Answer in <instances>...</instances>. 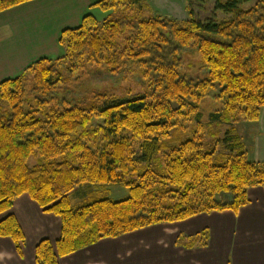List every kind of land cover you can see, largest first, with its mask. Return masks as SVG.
I'll use <instances>...</instances> for the list:
<instances>
[{"label":"trees","instance_id":"obj_1","mask_svg":"<svg viewBox=\"0 0 264 264\" xmlns=\"http://www.w3.org/2000/svg\"><path fill=\"white\" fill-rule=\"evenodd\" d=\"M28 1L0 0V11ZM252 1L214 0L228 19L180 23L145 15L143 0H96L91 6L109 15L87 13L64 29L62 56L40 58L0 81V213L27 194L61 221L55 241L36 244L35 264H59L103 238L150 225L237 213L249 203L248 188H264V162L248 159L232 127L238 119L256 120L264 107V0L246 8ZM190 45L206 70L199 80L183 78L176 63L178 50ZM166 48L171 63L162 57ZM85 58L112 72L135 65L143 91H95L82 103L57 106L55 85L63 77L56 66ZM212 88L224 106L204 123L199 104ZM181 122L196 128L188 131ZM225 124L230 129L220 138ZM206 128L210 139H204ZM86 184H119L127 195L113 200L105 190L74 208L69 196ZM0 237H9L21 255L25 235L12 213L0 220ZM198 238L207 240V233Z\"/></svg>","mask_w":264,"mask_h":264},{"label":"crops","instance_id":"obj_2","mask_svg":"<svg viewBox=\"0 0 264 264\" xmlns=\"http://www.w3.org/2000/svg\"><path fill=\"white\" fill-rule=\"evenodd\" d=\"M95 1L32 0L0 11V81L40 58L58 57L64 29L78 26L87 13L103 14L91 6ZM242 137L248 159L264 162V107ZM247 196L249 203L237 213H201L103 238L59 258V264H264V189L251 187ZM7 213L17 218L25 243L19 255L9 237H0V264H35L36 243L59 236V218L43 212L27 194L0 213V220ZM203 231L207 240L198 238Z\"/></svg>","mask_w":264,"mask_h":264},{"label":"rangeland","instance_id":"obj_3","mask_svg":"<svg viewBox=\"0 0 264 264\" xmlns=\"http://www.w3.org/2000/svg\"><path fill=\"white\" fill-rule=\"evenodd\" d=\"M143 2L146 5L144 9L145 15L164 16L174 19L180 23H183L191 18L199 21L211 19L217 22L229 18V15L214 9V0H207L203 3L196 1L188 3L186 0H143ZM255 2H257V0L248 3L245 7H252ZM99 11L103 14L97 15L98 19H104L110 13V11ZM62 55L63 49L60 48L58 57ZM162 57H164L165 62L168 63L175 60V58H172L171 50L169 48H166V50L163 51ZM176 60L178 61H176V63L180 64L179 71L183 78L199 80L206 75L205 67L193 45H190L187 48H180L176 55ZM70 64L72 63L59 62L58 66H56L57 72L61 75V77H63V80L55 85V88H57V92L55 93V97H57V106L66 107L73 106L76 103H82L86 95L95 91H103L108 94H115L118 96L128 92L129 89L131 92L143 91L142 82L139 77L140 75L135 65L127 64L124 68H120L112 72L105 63L99 64L90 61L87 58L82 61H74L72 65ZM27 81V89H29L31 82L33 81L32 75L27 76ZM223 106V99L218 90L214 88L210 89L199 104V110L202 113V121L204 123L207 122L209 113L220 111L223 109ZM252 121L254 120L238 119L232 124L235 133L240 136L242 143L244 131L248 128V124ZM96 124H98V121H95L94 125ZM181 124L188 126V131L191 130L192 127L196 128V124L194 126L193 123L181 122ZM228 128L230 129V126L226 124L219 126L220 138L224 136V131ZM207 133L208 129L206 128L203 135L204 139H210L207 136ZM217 150L218 152H222L224 150L221 143L217 145ZM244 150L246 152L245 146ZM35 162L36 160L33 157L29 159L30 165H33ZM105 190L107 191L108 196L113 200L122 199L127 195V189L119 184H107L104 186L86 184L83 187L81 186L79 192L73 193L69 196L71 205L74 208H77L94 197L106 195V192H104ZM56 239L50 240L55 241Z\"/></svg>","mask_w":264,"mask_h":264}]
</instances>
